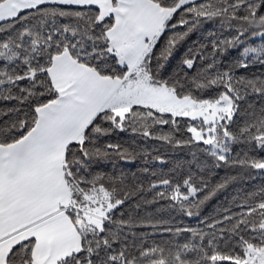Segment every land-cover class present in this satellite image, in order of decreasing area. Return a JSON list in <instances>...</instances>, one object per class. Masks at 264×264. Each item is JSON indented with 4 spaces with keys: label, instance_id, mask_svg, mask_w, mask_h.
Returning a JSON list of instances; mask_svg holds the SVG:
<instances>
[{
    "label": "snow or ice",
    "instance_id": "6c2138e0",
    "mask_svg": "<svg viewBox=\"0 0 264 264\" xmlns=\"http://www.w3.org/2000/svg\"><path fill=\"white\" fill-rule=\"evenodd\" d=\"M0 264H264V0H0Z\"/></svg>",
    "mask_w": 264,
    "mask_h": 264
}]
</instances>
